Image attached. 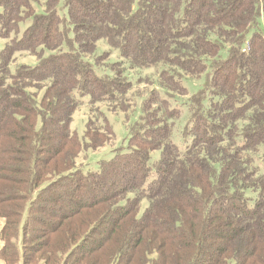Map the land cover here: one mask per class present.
Instances as JSON below:
<instances>
[{"label":"trees","instance_id":"obj_1","mask_svg":"<svg viewBox=\"0 0 264 264\" xmlns=\"http://www.w3.org/2000/svg\"><path fill=\"white\" fill-rule=\"evenodd\" d=\"M260 18L264 0H0V259L264 264ZM19 52L35 62L11 69ZM83 99L129 125L124 146L79 167ZM106 120L85 121L88 146Z\"/></svg>","mask_w":264,"mask_h":264},{"label":"rangeland","instance_id":"obj_2","mask_svg":"<svg viewBox=\"0 0 264 264\" xmlns=\"http://www.w3.org/2000/svg\"><path fill=\"white\" fill-rule=\"evenodd\" d=\"M259 29L262 33H264V24L262 18L259 19ZM4 41L0 39V47L3 45ZM103 40H99L97 42V50H99V53L103 50H106L107 47L105 44H103ZM114 55H116L114 53ZM116 57V56H115ZM113 56L108 57V60H111V58H115ZM36 60V56L28 54L27 52H19L14 55V61L11 63L10 67L11 69L14 68L16 64L19 63H26V64H32ZM155 68H145L141 69L138 72L140 74V77L142 79L146 76H149L150 79L153 77L151 76L153 73L152 71ZM154 78V77H153ZM156 79V78H155ZM136 83V82H135ZM134 83V84H135ZM186 84V87L190 93H194L197 91L199 88L201 81L198 83H188L184 82ZM148 87H151L148 82L142 81L138 83L136 88H134L132 91H129L127 93V97L130 99L131 102H136L137 101V95L138 93L142 92L143 89H146ZM182 100V99H181ZM82 102L79 104L77 109H75L71 113V121L69 123V129L73 131L78 139L80 140L81 143H83V146L80 147L78 154L75 158V162L79 167H83L86 163H89L92 161H96L102 157H107L109 154V151L113 147H120V145H125L126 144V135L128 131V125L129 122L127 121L125 117V113L122 111V109L115 108L113 106H107L106 104H95L91 105L87 102L86 99L81 100ZM140 100L137 101V103ZM135 106H138L135 105ZM181 113L179 119L176 121L175 126L172 131V141L178 145V146H184L185 141L187 143L190 142V138L183 139L181 135L179 136V130L183 124L184 117L186 115V106L183 104L180 107ZM137 113H138V108H137ZM91 118L93 121L98 120L99 123L102 122L103 117H106V123L108 122L109 127H110V134H107L103 130L102 132V141H104L103 144L99 146H88V140L84 141V134H85V127H86V120L88 118ZM88 144V145H87ZM157 151L152 152V156L154 157L156 155ZM79 217V216H78ZM80 218V217H79ZM3 225V219L0 217V227ZM29 243V241H28ZM26 243V244H28ZM30 244V243H29ZM22 251L24 249H21ZM65 251H62L61 254H63ZM63 256V255H62ZM51 257L54 258L53 255ZM0 264H7L4 260L0 259Z\"/></svg>","mask_w":264,"mask_h":264}]
</instances>
